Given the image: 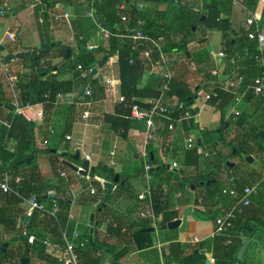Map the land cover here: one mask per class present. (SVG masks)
<instances>
[{"label": "trees", "instance_id": "obj_1", "mask_svg": "<svg viewBox=\"0 0 264 264\" xmlns=\"http://www.w3.org/2000/svg\"><path fill=\"white\" fill-rule=\"evenodd\" d=\"M7 2L8 10L2 18L9 19V31L15 34L18 28L17 15L25 10L26 5L32 3L31 0H0ZM91 0H40L45 8L50 9L56 6L71 8L77 14L90 9ZM173 0H99L95 2L94 9L100 24L111 31V33H124V28L136 30L137 22L142 21V31L150 36L162 37L163 49L169 58L170 67L174 71V78L168 83L167 90H161L163 80L159 76H151L145 84L142 78L145 71L150 70V66L145 65V60L141 56L143 46H132L130 41L110 36L101 46L89 47L92 38L97 34L96 28L91 24L87 29H82L80 19L75 17L71 20V27L77 31L76 52L67 44L58 43L52 40L50 26L45 21L38 23L39 8L28 9L30 21L37 25V31L41 37V44H48L45 52L37 50L33 55L32 48H20L18 40L14 38L9 43H0L3 52V60L7 55H15L18 52L28 53V56L12 59L14 65H19L26 71L25 74L17 73L16 80L9 86V79L13 73H0V107L10 113L6 118L10 123L7 131L8 138L15 140L13 152H9L0 141V182L7 173L10 177L9 184L12 192L4 193L0 190V225L8 232H12L13 237L7 241L0 240V264H20L19 262L28 257L29 264L32 261L43 262V264H61L53 256V252L45 246V242L61 243L63 234H70L71 224L67 219L70 211V201L59 196L53 186L45 185L42 182L39 169L33 160L30 164L26 160L34 158L38 154L48 156L52 163V170L56 176L61 173L71 174L69 164L78 165V161L70 158L72 155L65 139V134L70 132L71 125L76 119H82V113L89 111V123L101 124L112 134L121 140L126 138L127 131L131 125L130 113L132 106L138 105L140 108L147 107L142 102L145 99L159 98L161 105L166 107L164 116L153 115L151 118L152 138L148 140L146 149L147 159L141 160L132 173H120L119 180L115 183L108 199L103 198L107 192V187L96 180L91 174V187L94 193L81 196V201L86 204L96 205L93 220L90 222L91 228L80 236L81 240L87 241L83 248L78 251L80 264H102L104 256L110 255L114 262L125 255L132 244L135 249L143 250L151 246L150 232L147 221H138L129 218L126 214H120L113 208L116 198L129 190L126 182L121 185V181L126 177H139L142 179L144 164L152 167L150 192L144 200V208L149 206L154 215L160 218L161 224L166 225L177 219L178 210L176 204L184 205L191 188L201 190L199 198L205 206H211L214 198L221 194L223 187L241 191L250 183L260 178L261 166L264 164V103L252 93L249 87L257 77L264 76V54H260L256 39H249L244 28L232 34L230 18L222 17V9L218 4H208L206 6L205 20L201 21V16L190 19L192 8L187 4ZM247 7L243 13L245 17L251 15L255 8V0H242ZM138 3L158 5L165 3L162 13L163 19H152L150 10L139 8ZM124 4L125 11L117 10V6ZM27 9V8H26ZM43 16L46 18V14ZM126 16L127 22L120 23L121 17ZM155 18V17H154ZM264 20V7L261 13ZM1 19V18H0ZM118 27L115 28V27ZM219 30L221 31L220 52L226 56V61L230 67L228 80L225 76L218 78L214 73V66L209 67L207 63L196 60L195 56L202 54L193 51L196 45H203L205 38H200L199 30ZM254 31V28H252ZM45 35V38H43ZM79 36L82 39H79ZM54 50V51H53ZM67 50L70 51L67 56ZM116 55V72L119 83L116 85L115 95L117 100L113 105L112 113H104L98 116L94 113V105L105 97V86L102 85L101 77L90 78V69H94L104 56L111 58ZM260 58L262 62H260ZM53 60H58L53 62ZM196 62V70L200 76L197 86H190L188 78L193 72L191 64ZM80 67V69L78 68ZM88 73L86 79L81 77L82 73ZM68 77V78H65ZM226 81L231 85L223 87ZM87 87L88 95L77 98L79 89ZM208 91L210 103L215 107L214 119L218 126L214 130L199 128L194 123L193 118L197 115L198 109L194 106L195 97L200 90ZM74 96L68 102L65 127L62 136L67 146L60 150L54 146L52 153L48 149L38 150L36 148L35 136L32 134V123L27 120L20 111L13 115L14 97L18 96L19 102L30 105L42 104L44 110L50 111L57 102V95ZM215 95V96H214ZM243 96V100L249 105L248 113L242 112L227 116V111L232 107L238 98ZM122 98V100H121ZM175 99V103L173 101ZM90 104V107L86 106ZM188 112L192 118L178 122L182 116ZM5 118V117H4ZM169 124H173V129H169ZM197 129L200 138L193 148L183 151L179 169L172 168L166 163V159H178L179 147L176 143L175 135L181 131L185 137L188 130ZM219 133V138L213 142L212 137ZM200 141V143H199ZM159 144L161 154L153 148L154 144ZM208 147L213 157L209 174L204 176L187 175L186 168L198 166V161L202 155L199 148ZM206 148V147H205ZM58 151L66 152L68 155L60 159ZM258 160L259 168H255L253 162L248 160ZM237 158L236 162H232ZM179 160V159H178ZM227 163H234L232 167ZM99 178L112 183L116 174L107 166H99ZM18 176L22 181L18 184L13 179ZM221 187L219 186V183ZM259 192V201L264 200V182ZM55 192V193H54ZM174 193H179L176 202L173 200ZM31 195L46 202L56 201L60 208L57 220L46 215L41 219L38 212L30 215H22L21 228L15 229V219L22 209L18 206L23 200ZM258 201L245 208L243 213L233 222V227L229 236L216 235L211 248L212 259L215 264H248V255L253 247L252 239L259 235L264 239V218L262 211L258 208ZM207 208V207H206ZM224 208V206H223ZM208 215L217 214V210H206ZM214 217V216H213ZM27 219L25 222L24 219ZM106 223L105 232L100 231V226ZM28 235L34 236V242L28 243ZM247 238L251 242L247 247L242 261H237V254ZM229 240V244H226ZM19 244L13 246V242ZM5 244L7 246H5ZM176 246L173 244L171 248ZM200 246V245H199ZM178 247V246H176ZM172 252L170 253V255ZM182 253H180L179 257ZM178 257V256H177ZM178 257V258H179ZM204 256L200 254V249L191 252L190 255H182L178 264H203Z\"/></svg>", "mask_w": 264, "mask_h": 264}, {"label": "crops", "instance_id": "obj_2", "mask_svg": "<svg viewBox=\"0 0 264 264\" xmlns=\"http://www.w3.org/2000/svg\"><path fill=\"white\" fill-rule=\"evenodd\" d=\"M177 1L182 2L184 4L192 2L188 5L190 8H192V12L190 14L191 20L197 18L198 16H201V18L204 17L207 12L206 6L208 4H218L219 8L222 9V17L230 18L233 35H236L238 30L242 28L245 29V21L249 17L244 16L243 11L247 7L244 5V1L242 0H173L172 2L176 4L178 3ZM255 1V8L251 15L255 17V22L259 30L264 34V20L261 18V13L264 7V0ZM37 2L38 4L35 7H38L39 10L51 9L45 8L44 5L41 4L40 0H37ZM191 4L193 6H191ZM138 5L140 6V8H146L150 10V16L152 17V19H157V21L159 19H163L162 13L158 14V12L163 11V9L165 8V3H160L158 5L138 3ZM26 8L17 15L18 28L16 33L13 34L14 38L20 37V48H32L33 50H42V46L46 44H41V37L39 36V33L37 31V25H33L30 21L29 13H27V10H31L32 8ZM53 9H59V11H69L71 13V29V20L77 16L80 19L81 28L83 27L82 20L86 19L84 17V11L80 14H77L71 8L64 9V7L60 5L53 7ZM9 25V19H0V39L3 40V44L11 42L10 40H8L7 37V34H12L9 31ZM60 27L61 26L53 25L52 30H50L52 32L50 36L52 40L61 43L62 41L54 39V34ZM200 31V38L204 37L205 42L203 43V45H196V48L193 50L196 51V53L198 54H202L201 56L196 55V60H199L202 63L206 62L209 67L214 66V73L217 75V77L221 78L222 76H225V79L228 80L229 74H231L232 76V72H230V67L227 64L228 62L226 61V56L224 54V57H221L219 55L222 54L220 52L221 31L201 30V28ZM72 37L74 38L75 36L71 35L68 42L76 43V37L73 40L71 39ZM43 38H45V35H43ZM102 44L100 43L93 45L94 47H97L101 46ZM68 47H71L76 52V47H73L72 45H69ZM211 48H213V50H211ZM19 53L24 54V56L28 54L23 52H18V54ZM114 57V59L116 60L117 56L115 55ZM57 61L58 60H53L54 63ZM192 65L195 67L196 62L192 63ZM7 72L13 73V76L10 77L13 80L12 83L15 82V75L17 73L22 75L26 73V71L21 69L18 64L14 65L12 63V60L10 61V63L7 64ZM114 73L115 78H117V72L114 71ZM151 76H153V72L145 71L142 78V84H145ZM229 85H231V82L226 81L223 84V87H227ZM194 86H197V84L193 85V87ZM114 88L105 87L104 99L94 105V113L96 116L104 113H112L113 105L117 100ZM206 95H209L208 91L200 90L198 92V95L195 97L194 106L197 107L198 113L193 118V120L196 126H198L199 128L200 126L197 119L200 117L201 110L208 109L210 113L213 114V118L215 114L214 105L210 103V100H205ZM73 97L74 96L69 95L66 97V100L70 102ZM18 99L17 101L22 107L21 112L24 114L25 118L32 123V134H34L35 136L36 148L38 150L48 149L52 151V148L54 146H58L61 150L65 146H67L66 142L63 141L64 137L61 133L65 127L66 112L68 107V102H64L65 99L57 100L54 108L50 111L44 110V106L42 104L30 105V107L25 108V105L27 103L23 104L19 102ZM173 101L174 103L176 102L175 99H173ZM248 106L249 105L243 100V96H240L236 103L228 109L227 116L242 112L248 113ZM40 111H42V115L38 116V112ZM9 113L10 112L8 110H5L3 109V107H0V119L2 121H8L6 116H8ZM13 115L15 114L13 113ZM208 128L209 127H207L206 129ZM216 128L217 126L215 128L213 127V129L208 130H214ZM147 132L148 128L147 123L145 121L131 120V125L127 131L126 138L124 140H121L118 137L114 136L111 131L101 126V124L89 123L88 121H83L82 119H76L75 122L71 125L70 132L65 134V136L68 135L71 137V139L67 141L68 146L72 152L71 154H74L76 151L79 152L78 162H80V165H75L72 163H70L69 165L81 169L82 162L87 160L89 163V171L90 168H93L94 178L103 184L106 181L99 178L97 175L99 174L100 165L107 166L109 169L112 170L113 174L116 175L120 173H132L133 170L137 167L136 163L141 162V160H143L140 157V151L143 147L144 139ZM6 133L7 131H5L4 129H0L1 146H3L9 152H13L15 147V140L12 138H8ZM182 135L183 134L181 133V131H178V133L175 135L176 143L179 147V160L166 159V163L170 164L176 162L180 164V156H182L184 150L188 149L186 147L185 140L191 137L193 138L195 144L196 141L200 138V132L197 131V129L188 130L185 137H183ZM219 135V133H215L212 137L214 138L212 139V141L215 142L219 138ZM215 136H217V138ZM153 148L155 150H158L161 154L162 151L160 149L159 144L155 143L153 145ZM200 151H202V155L200 156V159L198 161V166L196 167V169H194L193 166L186 168L185 174L191 176L197 175L199 177L209 174L208 170H210L215 153L210 154L208 152L207 145L199 148V152ZM61 153L66 152L58 151L59 155ZM36 157L34 160H36ZM62 158L64 157H60V159ZM39 160L40 162L36 164V166L39 169V172L41 174L40 176H42V182L45 185L53 186V189H55V192H58L60 197L67 198L70 201L71 211L69 215L73 216V220H69V223L72 227L70 234L65 233V235L70 238L73 231H76L79 233V236H83L87 232V230L91 228V220L89 219V217L91 215L93 216L94 209L96 206L93 204H86L80 199L82 195H87L90 190L93 189L91 187V176L89 175V173L83 176L82 174H79L78 171L72 168H70L72 169L71 174L61 173L60 175L56 176V174L52 170V163L50 159H48V156L44 154H39ZM254 167L259 168L260 163L257 167ZM259 170V172H261V178L262 166ZM126 182L129 185V190L127 192L122 193L121 196L116 198V201H114L113 203V208L116 209L120 214L128 215L129 218L136 219L138 221H147L149 229H146V231L150 232L151 246L143 250H137L132 244H130L128 251L119 260L114 262L110 255H106L104 256L101 262L102 264H124L126 259H134L137 264H178V261L182 259V255H190L191 252H196L197 249H200V254L204 256V258L202 259L203 264H215V262H210V260L213 258L211 248L215 238V235H213L214 218L216 215L229 208L231 198L228 194L224 195L223 191H229L231 189L223 187L221 190V194L214 198L213 202L211 203V206H205L201 203V200L198 197L201 190H194L193 188H191L190 193H188V198L186 202H184V205L179 206L176 204L175 206V209L179 212V216H177L178 218L175 220H179V225L176 228L169 229L167 227V224L165 226L161 224L160 218L156 215H154L156 218L155 222H152L150 219L138 218L140 213L148 214L150 213L151 209L150 201L149 206H146L145 208L144 202H142L145 196L148 195L146 183L143 179H140L137 176L126 177L125 180L121 181L120 184L124 185ZM113 185L115 188V183H113ZM258 196L253 199L252 204L258 201V208L262 211V218H264V200L259 201ZM178 197L179 193H174V202H176V199ZM18 207L21 208L22 211L20 214L16 215L17 218L15 219V229L17 231L22 227V223L19 219H21L22 215L27 214V206L24 203L20 204ZM206 210H217V214L212 216L208 215L205 213ZM17 225L19 226V228H17ZM106 228L107 224L103 223L100 226V231L105 232ZM12 234V232H8L2 225H0L1 241L9 240L13 237ZM252 242L253 247L250 250L247 258L248 264H264V239H261L259 235H255L252 239ZM18 244L19 243L17 241L13 242V246H17ZM173 244L178 247L174 246V248H171ZM5 246L7 245L5 244ZM171 252L172 254L170 255ZM180 253L182 254L179 257ZM53 256L57 258L55 254H53ZM31 263L34 264L33 261ZM36 263L39 264L40 262L36 260ZM40 264H43V262H41Z\"/></svg>", "mask_w": 264, "mask_h": 264}, {"label": "built area", "instance_id": "obj_3", "mask_svg": "<svg viewBox=\"0 0 264 264\" xmlns=\"http://www.w3.org/2000/svg\"><path fill=\"white\" fill-rule=\"evenodd\" d=\"M32 3L30 5H26V7L33 8L35 7L38 2L37 0H31ZM99 0H91L90 1V9L84 11V17L91 20L93 26L97 30V34L101 36L103 41L108 39L110 36H114L120 39H125L130 41L132 46H143L141 50V56L145 60V65L150 66L149 72L156 71L159 73V77L163 80V86L160 87L161 90H167L168 83L174 78L175 74L173 69L170 67L169 64V58L167 56V53L163 49V38L160 37H153L149 34L142 31V26L144 25L142 21L137 22L138 28L136 30H130L129 28H124V33H111L110 30L104 28L100 22L97 19V15L94 9L95 2H98ZM139 8L140 6L137 5ZM117 10L119 11H125L126 6L124 4L118 5ZM8 10L7 2H0V18H2L5 13ZM46 14L43 16V14ZM70 19H71V13L69 11H59V9H53L50 10H39V17H38V23L43 24L45 21L50 25V30H52L53 25L57 26H67L70 27ZM255 17L253 15L249 16L245 21V31L247 32L249 39H256L257 47L260 52V54H264V34L259 30L256 22ZM127 19L126 16H122L120 23H126ZM115 28L118 29L116 26ZM252 28H254V31H252ZM8 40L12 41L14 39L13 34H7ZM74 39L73 37L71 38ZM81 40L82 37H79ZM0 43L3 44V40L0 39ZM94 46H90V48H93ZM221 57H224L223 54H219ZM262 62V59L259 60ZM80 69V67H78ZM95 69V68H94ZM94 69H90V72L92 73ZM0 71L3 74H6L7 72V64L3 60V52L0 49ZM81 77L86 79L88 77V73L84 72L81 74ZM90 78H100L99 74L95 76H91ZM102 80V85H104L107 88H114L119 83L118 78H112V79H106ZM8 82L10 84V87L12 88V82L13 80L11 78L8 79ZM252 90V93L259 97L261 101L264 103V76L257 77L253 80L252 84L249 86ZM84 88L83 95H88L89 90ZM115 90V89H114ZM114 92V91H113ZM67 96L58 94L57 100H64ZM117 99V98H116ZM210 95L205 96V100H209ZM122 100V98H121ZM144 104L147 105L145 108H140L138 105L132 106L130 118L131 120H143L147 123L148 132L144 139L143 147L140 151V157L145 161L148 157V151L146 149V145L148 140L152 138V121L151 118L153 115H160L165 116L166 114V107L161 105V101L159 98H152V99H145L142 100ZM86 106H90V104H86ZM30 107V104H26L25 108ZM21 106L19 105L16 96L14 97L13 102V113L17 114L21 111ZM42 115V111L38 112V116ZM90 116L89 111H84L82 113V120L87 121ZM192 116L186 112L182 118L178 120V122L182 120H189ZM10 127V123L8 121H2L0 119V129H4L5 131H8ZM169 129H173V124H169ZM65 139L69 141L71 139L70 136L66 135ZM186 147L192 148L194 144L193 138L189 137L185 140ZM12 151V150H11ZM172 168L178 169L179 165L176 162H173L171 164ZM151 170L152 167L145 163L144 164V173L142 174V179L146 183V189L147 194L149 195L150 192V177H151ZM9 175L7 173L4 174L3 180L0 182V190L4 193L12 192L11 186L9 184ZM22 181L21 177L16 176L13 179V182L15 184H18ZM264 182V164L262 165V176L261 178L254 183H250V185L244 187L241 191H237L234 189H231L229 191H223V194H228L231 198V202L229 205V208L225 211L221 212L220 214L216 215L214 218V232L213 235H225L229 236L233 227V222L241 215L245 208L249 207L252 204V201L254 198H256L259 194V191L261 189V186ZM90 193L93 194L94 190H90ZM23 203L27 206V215L32 214L33 212L39 213V218L41 219L44 216L48 215L52 217V219L57 220V216L60 213L59 205L56 201L52 202H46L41 201L37 199L35 195H31L28 198L23 200ZM72 215H69L67 218L68 220L72 219ZM140 219H150L152 222L156 221V218L150 209V213H140L139 217ZM73 220V219H72ZM17 228L19 226L17 225ZM79 233L76 231H73L70 238H68L65 234H63L61 238V243H50L45 242V246L50 249L53 254L56 255L59 262L61 264H80L79 262V254L78 251L84 247L85 243L87 241H83L79 238ZM34 242V236L28 235V243L32 244ZM229 240H226V244H229ZM211 263L214 262V259L210 260Z\"/></svg>", "mask_w": 264, "mask_h": 264}, {"label": "rangeland", "instance_id": "obj_4", "mask_svg": "<svg viewBox=\"0 0 264 264\" xmlns=\"http://www.w3.org/2000/svg\"><path fill=\"white\" fill-rule=\"evenodd\" d=\"M64 9H67V8L64 7ZM91 24H92V22H91L90 19H88V18L83 19L82 20V25H83L82 29L83 30L87 29ZM201 30H205V29L201 28ZM200 32L201 31L199 30V34H200ZM76 34H77L76 31L75 30L72 31V29L70 27L61 26L55 32L54 39L60 40V41L64 42L65 44H67L68 46L72 45L74 47L76 45V43H71V42H68V41H69V38H70L71 35L76 37L77 36ZM16 40H18V43L20 45L21 44L20 37H17ZM91 42L94 45L100 44V43L102 44L103 43V39L101 38L100 35L96 34L92 38ZM211 50H213V48H211ZM114 56L109 58V60L102 66V68L97 70L95 75H97V73H98L99 76L101 77V79H103V80L114 78L115 77L114 71H116V63H115L116 60L114 59L115 58ZM190 66H191L193 72L190 74V76L188 78V82H189L190 86H193V85L198 84L200 82V76L197 73H195L196 67H194L192 64ZM95 68L97 69V66H95ZM153 75L159 76V73L156 72V71H153ZM197 120H198L200 128L209 127L208 129H213V127L215 128L216 126H218L217 120H215L213 118V114H211L208 109L207 110H201L200 111V117ZM215 137L217 138V136H215ZM212 139H214V138H212ZM236 161H237V158H234L233 162H236ZM39 162H40V160H39V154H38L37 157H36V160H35V164H38ZM252 162H253L254 166H256V167L259 165L258 160H252ZM78 165H80V162L78 163ZM136 166H140V162H137ZM221 184L222 183L220 182L219 183L220 187H221ZM33 263L34 264H38V263H36V261H33ZM124 264H137V263L134 261V259L133 260L126 259Z\"/></svg>", "mask_w": 264, "mask_h": 264}, {"label": "water", "instance_id": "obj_5", "mask_svg": "<svg viewBox=\"0 0 264 264\" xmlns=\"http://www.w3.org/2000/svg\"><path fill=\"white\" fill-rule=\"evenodd\" d=\"M191 6H193V5L191 4ZM201 20H205V18L202 17ZM58 43H60V42H58ZM48 46H49L48 44L42 46V50H41V52H45L46 49L48 48ZM36 53H37V50L34 49V50H33V55H36ZM69 54H70V51L67 50V56H69ZM23 56H24V54H22V53L16 54V55H14V56H13V55H7V56H6V59H5V63L8 64V63H10V61H11L12 59H14V58H15V59H17V58H22ZM26 56H28V54H26ZM108 59H109L108 56H104V57L100 60V62L97 64V69H101L102 66L108 61ZM97 69H94V70H93V72L91 73V76H94V75H95ZM84 88H85V87H82V88L79 89L80 91H79V93H78L77 96H76L77 98H79V97H81V96L83 95V93H84ZM51 152L54 153L55 151L52 150ZM66 156H67V153H61V154H60V157H66ZM70 158L73 159V160H75V161H78V160H79V152L76 151L74 154H72V155L70 156ZM33 160H34V158L32 157V158L26 160V163H27V164H30ZM248 160L251 162L252 158H251V157H248ZM227 165L230 166V167L233 166V164H231V163H227ZM69 167L72 168V169H74V170H76V171H78V173H79V174H82L83 176L87 175L88 173H89V175H91V174H93V172H94V169H93V168H90V171H89V163H88L87 160L82 162V167H81V169H78V168H76V167H74V166H72V165H71V166L69 165ZM118 180H119V176H118V175H115V177L113 178V182H112V183H109V182H105V183H104V185L107 187V192H106V194H105V196H104V198H103V201H104V202L108 199L109 195L111 194V192H112V190H113V188H114L113 183H117ZM92 218H93V216L91 215V216L89 217V219L92 221V220H93ZM27 219H28V218L24 219L25 222L27 221ZM179 223H180L179 220H173V221L167 223V227H168L169 229L176 228V227L179 225ZM249 243H250V241H249L247 238H245V239L243 240V244H242V246H241V248H240V250H239V252H238V254H237V258H235V259H237V261H242V258H243V256H244V253H245V251H246V249H247ZM28 262H29V259H28V257H26V258H23L19 263H20V264H29Z\"/></svg>", "mask_w": 264, "mask_h": 264}]
</instances>
